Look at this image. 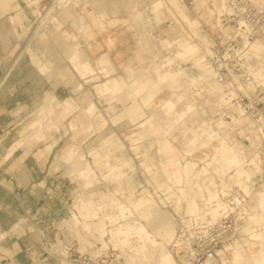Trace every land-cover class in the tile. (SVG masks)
Wrapping results in <instances>:
<instances>
[{
  "label": "crops",
  "instance_id": "crops-1",
  "mask_svg": "<svg viewBox=\"0 0 264 264\" xmlns=\"http://www.w3.org/2000/svg\"><path fill=\"white\" fill-rule=\"evenodd\" d=\"M134 1L0 0V264H64L54 256H49L48 260L42 259L46 255L48 243L52 244V241L60 240L76 249L85 250L95 242V238L90 235L92 231L90 227L98 221L84 220L82 222L85 229L82 232L84 235L80 233V230H75L78 225L71 227L66 223L70 211L75 210L72 206L74 195L66 172V158L71 159L75 174L78 163L88 164L92 168L88 177L83 178L84 186L86 181L90 184L93 177H97L94 167L86 161L87 158L85 159L76 151L77 149L85 152V157L90 158V162L99 168L104 178L118 180L119 188H125L121 181L128 177L127 190L135 186H132L133 182H131L134 178L131 174L128 176L125 168H129L134 174L136 169L132 163L136 162L137 156H134L132 151L142 152L149 161L146 163L144 160L140 163L142 169L150 172L160 167L165 179L164 181L156 180L155 186L157 189L166 187L168 191L178 186L182 197H185L184 211L188 215L199 212L203 205H207L206 196L219 185L214 175L218 174L220 185L226 186L224 177L233 169L226 167L220 171L217 168L221 163H215L214 167L206 164L215 152L217 141L214 142L215 144L197 147L191 154H187L184 150L183 158L186 160L183 161L181 158L182 154L176 141L181 131L189 126L193 127L194 122H197L196 125L200 124L196 119L195 109L191 112L187 110V116L185 115L182 121L175 123L169 130L167 127L175 115H172L169 120L170 114H164L159 110L151 112L143 119L144 107L155 110L159 106L155 99L163 87L147 104L142 98L148 92L151 83L156 80V70L162 71L165 66L157 61L159 47L153 49L151 47L153 44L147 45L141 38V31L145 26H150L151 33L154 28L153 33L156 35L160 33L159 27L162 26L161 30H163V23L155 16H135V10L131 8ZM176 1H181L180 4L177 3L183 8L182 0ZM147 2L148 0H141V2L136 0V6L139 4L141 8L146 6L144 8L146 11ZM206 2L208 0H204L199 6H205ZM219 2L223 4V0ZM171 4L173 5L172 2ZM53 7L55 11L50 12ZM214 9L209 7L208 15H211ZM40 16H51V22L43 28V31L40 29L38 31L35 27ZM182 19L184 20L183 17ZM218 21L219 17L215 22L210 23L212 30H215ZM199 24L195 30L194 28L192 30L196 35H204L208 38L210 36L208 31L205 33L197 31ZM208 40V45L205 43L206 53L210 51L208 47L210 38ZM250 49V55L257 59L256 63L251 64L250 67L255 80H260L262 77L259 76V68L263 67L260 59V53L264 49L263 39L254 42ZM77 51L80 58L87 62L85 71L76 65V60H73V54ZM201 51L199 46V55H204ZM153 66L155 72L151 79V76L145 75L144 70L150 72ZM91 67L95 70V74L87 75L86 79L87 81L93 79L89 83L95 82V90L103 83L112 85L111 87L122 86L127 89L136 80L140 84L147 80L149 87L139 92L134 99L123 96V100L117 95L108 96L109 100L105 97L104 100V97L100 96L96 90V93H92L91 99L86 103L84 102L86 94L82 92V89L88 82L80 74L86 73L87 70L92 72ZM102 67V70L106 72L105 75L101 72ZM141 70L144 72L140 73ZM220 85L223 88L221 83ZM133 87L136 88L137 85ZM222 92L223 89L217 93L216 98H213L218 106L226 102ZM131 93L130 91L129 94ZM164 99L160 100V105ZM39 108L41 113H37ZM89 109L92 111L90 112ZM72 111L79 113L69 124L67 116ZM202 116L204 117L203 114ZM26 121L28 126L25 132L34 135V140L31 142L29 139L27 142L19 139L22 124ZM106 121L107 125H98H103ZM237 122L238 126L234 129H241L240 133H243V128L246 126L240 124L238 118ZM94 124L96 125L93 126ZM140 126L142 130L139 133L129 135L132 142L124 137L110 147L99 146L101 142L96 140L94 135L91 136L95 139L94 141L82 140V137H78L80 139L77 141L68 139V134L74 132H81V134L102 132L110 134V137L115 134L120 137ZM176 130L178 134H173ZM151 133L152 135H165V139L155 142L144 141ZM234 135L233 132L229 144L235 149L239 148L241 155L243 152L246 158L244 143ZM180 140L185 141L186 138ZM207 147L212 148V151L205 150L196 159L186 158L193 156L197 149L204 150ZM147 149H155L156 154L161 158L160 166L152 161L153 158ZM201 163L203 165H200ZM187 169L192 177L188 175ZM253 169L257 170V167H249L250 176ZM197 171H201L200 176L196 175ZM157 173H154L155 179ZM202 175L205 177L203 183L195 181ZM118 187H116L117 190ZM134 189L130 191L131 194L126 203L115 200L112 202L133 208L135 199L139 197H134L136 188ZM187 189H196V192L191 195L186 192ZM144 191L146 193L140 197L152 198L155 205L145 206L144 201H140L143 208L147 207L143 214L141 213L140 220L156 237L162 238L166 232L165 239L170 240L171 237L173 239L176 235V223L173 221L172 213L169 210L160 209L149 189L144 188ZM263 193L261 192L259 197ZM191 201H196L198 204L194 213L188 212ZM168 202L166 199L162 200L165 206ZM181 202L182 199L179 196L177 212L181 211ZM260 210V207L253 209L248 217L250 223L263 222L261 229L251 228L248 222L243 227V231H248V240L242 238L220 250L230 251L231 264H252V262L262 260L264 240L250 239L251 233L264 232V211L261 215ZM149 212L155 215V220H146L145 215ZM35 214H38L40 220L33 218ZM160 214H163L162 218H159ZM26 216L30 218L29 221H22ZM63 242L55 245L56 252L65 253L66 246ZM245 258H247L246 262ZM223 261L226 263L228 260L223 257Z\"/></svg>",
  "mask_w": 264,
  "mask_h": 264
},
{
  "label": "rangeland",
  "instance_id": "rangeland-1",
  "mask_svg": "<svg viewBox=\"0 0 264 264\" xmlns=\"http://www.w3.org/2000/svg\"><path fill=\"white\" fill-rule=\"evenodd\" d=\"M175 1L176 0H174V1L173 0H148V2H147L148 3V6H147L148 9L146 11H144V8H146V6H144L143 8H141L139 6L140 4L137 5V6H135V7H133V9L135 10L134 12L138 11V13H140V15H135V16H146V15L147 16H154L153 9H152L154 7V5L156 4V5H159V6H164V8L166 9V11H168L167 13H169L170 16H168V17H166L165 19L162 20L163 25H166V26H168V28H171V29H175V28L176 29H179L180 28L181 29L180 32L184 36L185 42L186 43H189L191 45H195L198 48V54H199V46H200L201 49H202L201 52L204 54L205 47H207V45H208L207 44V41H209L208 38H210V40L211 39L213 40V39H215L217 37V34H218L217 27L215 28V30H212L210 23L211 22H215L216 21V18H218V16H220L221 13L224 12V13L230 14L233 11L232 8H231V6L228 3V0H223V4L219 2L221 0H210V1L206 2L205 6H203V7H200L199 4L201 2H203L204 0H195L194 3H192V4L189 3L187 0H182V3L184 5L183 6L184 9L181 8L178 5V3L180 4L181 1L180 2L179 1H176L175 2ZM254 1L257 4L264 6V0H254ZM58 2H59V0H58ZM67 2H68V0H67ZM139 2H141V0H139ZM171 2L173 3V5L171 4ZM69 5H71V4H69ZM143 5H145V4H143ZM209 7L210 8H215L214 11H211V15H208V13H207ZM180 9L186 11V13L188 15V16H186V18H188V19H196V20L198 19L199 20V21L197 20L200 23V26L197 28V31L198 32H202L201 30L204 29L205 32L208 31V33H209L210 36L207 38L203 34H201L203 36L196 35L194 33V31L192 30L191 25L187 22V20L183 16L180 15ZM51 11H55V8L53 7L50 10V12ZM42 17L43 16H40V18H39V20H38V22H37V24L35 26V27L38 28V31H39V29H40V31H43V28L46 25L48 26L49 22H51V20H50V17L51 16H44L43 18ZM182 17L184 18V20L182 19ZM166 20H168V21H166ZM208 20H210V22H208ZM198 22H197V25H198ZM150 25H151V23H150ZM143 26H144V23H143ZM146 28L149 29L148 26H145V29ZM159 28H160V33H158V34L160 35V34H162V30H161L162 26L159 27ZM153 32H154V28L152 29V33ZM205 32H203V33H205ZM158 34H156V35H158ZM153 35H155V33H153ZM163 36H167V33L166 32L163 33ZM172 36H174V34ZM141 38L144 40V42L147 41V39H144V37L141 36ZM255 38H261V39H263V43H264V25H263V27L261 29V33L259 35H257ZM150 40H151L150 43L153 44V45H151V47L153 49H154V47H159V50H158L159 51V57H158L157 61H159L160 64H162L163 58H165L167 56H173L177 52V50L179 49L177 43L176 44H173L170 47H168V46H165L164 47L159 42L158 38H151ZM256 41H254V42H256ZM254 42L251 43V46H252V44ZM73 55H74L73 56V60H76V62H77L76 65L79 66L82 70L85 71L86 70L85 69V66H87L86 65L87 62L84 59H81L80 58V55H79L78 51L77 52H74ZM204 55H198V57H186V58H183V59H179V58L176 57L175 60H174V63L171 66L164 67L162 69V71H164L166 73H169V72L174 71V70L175 71H178L181 68H183V69L185 68L184 70H185L186 74L189 76V78L192 77V78L196 79L194 81H197L198 80V83L204 81V83H202V84H210V83H212V80H210L209 78L211 76L210 74L213 73V71H212V69H209V71L203 69L204 65H206L204 63H207V62H204V63L201 62L199 57H201L202 59H204L205 58ZM260 56H261V58L260 57L259 58L261 59L262 66H263V64H264V49L260 53ZM174 57H175V55H174ZM152 59H154V58H152ZM256 60L257 59L255 57H253V59L251 60L252 61V64H255L256 63ZM150 61H152V60L150 59ZM154 66H156V64H154ZM154 66H153V68H152V70L150 72L148 70H144L145 73H146L145 75L146 76H151V79H153V74L155 72ZM91 69H92V67H91ZM102 69H103V67L101 68V72L103 73V75H105L106 72L104 70H102ZM144 71L141 70L140 73L141 72H144ZM261 71H263V75H264V67H260L259 68V73ZM84 73L83 74H80L79 73V74L83 78H85L86 82H88L86 85H84V88L82 89V92H85V94H86L85 101H84L86 103L91 99L92 93L93 94L96 93V90H97L98 94L101 95L102 92L105 90V88H106L107 91H108V89H114L115 92L113 93V95H118V93L120 92V95H121V98H122L121 100H123L124 99L123 96H126L127 98L134 99L139 92H142L143 90H145L146 88L149 87V86H147V87H142L141 88L140 83L138 82V80H136L131 85V87L130 88H127V89H124L122 86H116V87L113 86V87H111L112 85L109 86L107 83H103V84H100L96 88V90H95V87H94L95 82L94 83H89L93 79L91 78L88 81L86 79L87 78V75L90 76L93 73L95 74V70L92 69V72L91 71L88 72V70H87V72L85 74ZM96 77H97V75H96ZM197 77L202 78V79H198ZM97 78H100V77H97ZM260 82L262 84H264V78L263 79H260ZM99 83H101V81H99ZM134 85H137V87L134 88L133 87ZM165 86H167L168 88L165 87ZM165 86H162L163 88L162 87H159L158 88V91L162 88L161 92L158 94V96L155 99V102L157 104H159V106L157 108H155V110H151L149 108L144 107L143 110H144L145 114L143 115V119L146 117V115H150L151 112L161 110V107H160V100L161 99L166 98L161 103V106H162V104L164 103V101L168 100L169 99V96L171 97L172 91H173L172 86L170 84H166ZM248 86L252 90H254V88H255L254 85H253V83H249ZM200 87L198 86L196 88H194V87L193 88H189L188 89L189 90L188 94L191 96V98H192L193 101H202V102L205 103L206 98H209V100H211L210 101L211 102V106H208L207 107L208 108V111H207L208 113L204 117H206L209 120H211V119L214 120L212 124L215 125L216 121H218L219 118L222 117V116H220L222 114H218L216 116H214V114H215V112L220 107H222L221 106L222 104H220L219 107H218V104L217 105L215 104L214 99L212 101V98H214V97L216 98V96H212V92H211V90L209 88L207 89V95H205V96H204V92L202 91V94L203 95H201V96H204V97H200V95H196V92L201 91L200 90ZM212 88H215V86H213ZM101 89H103V91ZM130 91L132 92L131 93L132 95L129 94ZM121 92H123V93H121ZM208 92H209V94H208ZM147 93L148 92H146V95L148 96V100L145 101V102L143 101L145 104H147L148 102H150L154 98V95H149ZM110 95L112 96V94H110ZM183 106L184 105H182V104H178V106H176L175 109L177 108L176 110H178V108H179V110H180V109L183 108ZM175 109H173V110H175ZM211 109H213L212 110L213 112L211 111ZM225 109H228V112H231V110H233L234 108L233 109L232 108L231 109L225 108ZM173 110L171 111L172 113H170V115L168 117H169V120L171 119L172 115H175V117H174V119L172 121H170V123H169V125L167 127L168 128L167 130L171 129V126L173 127V125L175 123H178V122L182 121V118H179V114H178L179 111H173ZM192 110H194V109H189L188 111L191 112ZM221 110H222V108H221ZM91 111L92 110H90V112ZM96 111H98V109H96ZM37 113H41L40 112V108H39V110H38ZM37 113H35V114H37ZM78 113L79 112L72 111L71 113L68 114L67 121H68L69 124H70V121L72 119H75L76 118V116H77ZM194 113L196 115L197 121L200 124L196 125L197 122L196 123L194 122L192 124L193 127H196L197 128V127L202 126L204 129H208L211 124L208 121H205L206 119L202 116V114L200 113V111L197 110V109H195L194 110ZM200 114H201L203 120L201 119V116H199ZM80 115H81V113H80ZM232 117H234V115H232ZM235 117L238 118L240 124L242 123L244 126H246V129L244 128L245 130L243 131V133L245 131H247L249 127L252 126V125L251 126H248L247 125L248 122H246L247 119H245V117H238L236 115H235ZM223 119H225V120H232V119L225 118V117H223ZM27 123H28L27 121H26V123L23 122V124H22L23 126L21 127V132L19 133V139H22L21 141L25 140V142H27L28 141L27 139H29V141L31 142V141L34 140V138H33L34 135H33V133L25 132L26 131V128H27L26 126H28ZM107 123L108 122L106 121V123H104L103 125L102 124L101 125L98 124V125L99 126H105V125H107ZM95 125L96 124H94L93 126H95ZM263 126H264V120H263ZM92 127H90V130H92ZM139 128H137L136 130H134L132 132H129V133L124 134V136H121L120 135V137L117 134H115V136H113V137H110V134H103L102 132H99L98 134L96 132H89V133H84V134H81V132H74V133H69L68 134V139L70 141L71 140L77 141V139L79 140L82 137L81 138L82 140L83 139L84 140L90 139V141H94L95 139L91 138V136L94 135L95 136L94 138H96V140H99L101 142L99 146L105 145L106 147H110L116 141H119L121 139H124V137H126V139L129 140V142H132V140L129 137V135H132L134 133H136V134L139 133V131L142 130V127L140 126ZM161 128H162V126H161ZM241 128H243V127H241ZM235 129L234 128L233 129H230V131H232V132H231V134H230V136L228 138H231L232 137V134L234 132V134H235L234 136L236 138H238L241 142L244 143L243 149H244V152H245V156H250V157H253L254 158V159L253 158L251 159V161L254 160L253 161L254 163H247V164H245L246 169L249 170V167L251 166L249 164H252V166L257 167V170L258 171L256 169H253V172L251 173V176H250L249 171H248L247 172V175H246V179L247 180L244 181V183H242V181L240 180L239 176L237 174H235V169H234V170H231L229 173L226 174V176L224 177V180H225L226 183H229V182H231V180L234 179V180H238V182H240L241 184H243L244 190L247 193H250V198L252 199V201L250 202V213H251L252 209L256 206L257 199L259 198V194L261 192H264V146L261 149V152L260 153L258 152V150H255L254 148H251L250 146L256 147V146H258V144L260 145L261 143L264 145V140H262L261 142L257 143V141H258L257 138L256 139L254 138L255 141L253 139V140H251L250 145H246L245 146L246 141L244 140V136H245V134H248V133H249L248 135H251L250 132H249V130L247 131V133L245 132V134L243 135V133H240V130L241 129H238V130H235ZM175 133H177V130L174 131L173 134H175ZM171 135H170V137H171L170 139L173 138ZM78 137H80V138H78ZM228 138L226 139V137L223 134H219V136H217L216 139L210 140L209 142H208V140H206V142L204 141V142L200 143L198 146H194V147H190V143L191 142L189 140H185L186 143H187V146L185 147V141H181L180 139H182V138H179L176 141L177 142L176 144H177V147H178V149L180 150V152L182 154L181 158L184 161V160H186L185 158H183L184 157V154H183L184 153V150H185V152L187 154H191L192 151L195 148L200 147V146H208V145H211L214 142L216 143V141H217V145L215 146V152L212 155V158L207 161V162H210L209 165H207V166L214 167L215 166V163H221V165L217 169H219L220 171H223L224 168H226V167L229 166L228 165L229 163L226 162L227 159L225 161V157L222 156V157L219 158L218 156H219V151L221 149H223V148H226L227 149V148H229L231 146L229 144V139ZM164 139H165V135H158V134H153L152 135V133H151L147 139H144V141L149 140V141L155 142V141H161V140H164ZM225 141H226V144L224 143ZM231 147H233V146H231ZM205 150L207 152H211L212 151V148L210 149V147H207L204 150L197 149L196 152H194V155L193 156H187L186 158L187 159H194V158L196 159L197 156H201L203 154V151H205ZM76 151H78V153L82 154L85 159L87 158L86 161H88L94 167V169H95V171L97 173V177L96 178L93 177V181L90 184H88L89 182L86 181V184L84 186L83 184H84L85 180L83 178H87L88 177V175L92 172V168L90 167V165L83 163V166H85V165L86 166L83 167V170L84 171H81L82 173H80V172H78V170H79L78 169V166L80 165L78 163V165L76 164L75 172H76V170H77V172L75 174L73 172V165H72L71 159H67L66 158V163H65L66 164V172H67L68 179H69V181L71 183V187H72L71 190H72L73 195H74L72 206H74V208H75V210L73 209L72 211H70L69 215L67 216L66 223L68 225H70L71 227L78 225L76 227V229H75V227H74V229L75 230H78V231L80 230V233L82 235H84L82 232L85 231V229L83 227L84 224L82 225V222L84 220L92 219L96 215V217L94 218L95 221H98L96 224L99 225V226H100V224L101 225L104 224V226H100L101 228L99 226H97V228H96V224H91V227L90 228H91L92 231H91L90 235L92 236V238H95V240H98L99 237H97V236L98 235L103 236L105 234V232H106L105 219L111 220L112 223H115L118 219L124 220V222L121 223V225L122 224L123 225L118 230H117V228L119 226L116 225L112 229V231H111V232H113L115 230L116 233L118 234V236L115 235L113 237V235H112V237H109L107 235L104 238L105 239V243L102 242L103 248H106V246L108 245L107 242H112L113 244L122 246V244L125 243V241H124L125 239H127L126 241H128V237H130L132 235L136 236L135 234H137V232H139V231H137V232H135V231L137 229L139 230V227H140L139 225H141V224H142L141 226L146 229V233H149L152 236L156 237L152 233V231L148 229V227L146 226V224L140 220L141 213L143 214V212L147 208V207H144V208L142 207L143 206L142 202L144 201V203H145L144 205L145 206H154L155 205V201L152 198H149V197H140V195H142L143 193H146V191L143 192V189L144 188H147L154 195V197H155V199L157 201V204L159 205L160 209H162V210H169L172 213V215H173V221L176 223L175 227H176V230H177L178 222H179V218H180L179 216H183L184 214H186V212L184 211L185 210V207H186V201L184 199L185 197L184 196L182 197L181 192L178 190V186H174L171 191H168V188H166V187H164V188H158L157 189V187L155 186L154 183H157L156 180H158V181H164L165 175L162 173L160 167L157 168V169L154 168L153 171L145 172L142 169L141 165H140V163L142 161L146 160V158L143 156V153L142 152L136 153L134 150L132 151L133 152V155L134 156H137L136 162L132 163L133 166L136 169V171L134 172V174H132V172H131V170L129 168H125V171L128 173V176L131 174L132 177L134 178V180H131V182H133V185L132 186H135L134 188H136V191L134 193V197H136V196L138 197L139 196L138 198L135 199V201H136L135 203L136 204L134 203L133 204L134 207L132 208L130 206L123 205L122 203L115 202V201H122V202L126 203L127 200H128V198H129V196H130V194H131V192H132L131 190H135L134 188H131L130 190H127V188H128V186H127L128 185L127 178L128 177L127 178L125 177L121 181V184L125 188L124 189L123 188H119L118 186H120V183H119L118 180H113L112 178H104L103 175H101L99 168H97L93 164V162H90V160H89L90 158L89 157H85L86 154H85L84 151L78 150V149ZM143 151H146V150H143ZM147 151H148V153H150V156H152V158H153L152 161H154L157 165H159V161H160L161 158L156 154L155 149H150V150L147 149ZM258 153L260 155H258ZM216 154L218 156H216ZM242 155H243V152H242ZM90 157H92V155H90ZM255 161H257V162L260 161V164H257V163L255 164ZM145 162L146 163H149L148 159ZM206 164H208V163H206ZM200 165H203V163H201ZM228 168H230V167H228ZM258 168H260V169H258ZM103 171H105V173H107L106 170H103ZM155 172H158L157 175H156L157 176L156 179L154 178V173ZM258 172H263V173H261L260 175L257 176V180H256L257 183L254 186L252 184V182H253V176H255L256 174H258ZM187 173H188V175H190L188 169H187ZM200 174H201V171H197L196 172V175L197 176H200ZM214 177H215V179H218L219 176H218V174H216V175H214ZM204 178L205 177L202 175L200 177V179H196L195 181H200L201 183H203L204 182ZM248 178H249V180H248ZM229 179H231V180L229 181ZM218 182H219V180H218ZM246 183H247V185H246ZM139 184H141L142 186L141 185L139 186ZM248 185H250V186H248ZM116 187H118V190L116 189ZM186 192H188L191 195H193L196 192V189H194V190L187 189ZM210 194H216L217 195L218 194V188L213 189V191H211ZM179 196L182 199L181 209H180L181 211L180 212H177L176 211L178 209L177 200H178ZM201 196H202V192H201ZM208 196H209V193L206 196V198ZM91 197L94 198V200ZM164 199H166V200L169 201L167 203L168 205H166V206L164 205V203H162V200H164ZM78 200H80V202L82 203L81 205H80V203H79ZM112 200H115V201L112 202ZM138 201L139 202L142 201V202H140V204H139ZM194 202H196V201H194ZM194 202L193 201L189 202V207H188V212L189 213H191V212L194 213L196 211V208H197L198 204H197V202H196V204ZM192 204H194L193 206H195V208L192 207ZM202 207H204V205ZM123 208H127L128 209V210L126 209V214H123L121 212V209H123ZM262 211H264V210H262ZM95 212H97V213L95 214ZM121 213H122V215H121ZM74 214L77 216V219L74 217ZM135 215H136V217H135ZM123 216H124V218H123ZM165 216H167V215L165 214ZM162 217H163V214H160L159 215V218H162ZM145 218H146V220H155L156 219L155 215L152 214V212H149L148 214H146L145 215ZM29 219L30 218L26 216V217H24L22 219V221H24V222L26 221L27 222V221H29ZM74 220H76V221H74ZM50 221H52V220H50ZM249 221L250 220H249V217H248L244 221H242V222H240L238 224V230L232 236L231 240L228 241L227 243H225V246L226 245H231V244L235 243V241L241 240L242 238L248 240L247 239L249 237L248 231L247 232L246 231H243V227ZM48 222L49 221H47V223ZM63 222H65V221H63ZM58 224L60 225V223H58ZM127 225L129 226V229H130L131 226L132 227L129 230V232L126 233V230L128 229V226ZM250 225H251V228H253V229H259L260 230L261 229V226L263 225V222H254L253 221L252 223H250ZM125 226L127 227L126 230L124 229ZM132 228H134V229H132ZM98 229H99V231H98ZM100 229H102V230H100ZM164 230L165 231H168L169 229H164ZM115 231L113 233H115ZM120 231H122V232L120 233ZM103 232H104V234H103ZM73 233H75V232H73ZM123 233L124 234L126 233L128 236L125 234L126 235V237H125V235ZM254 233H256V232H254ZM254 233H251L250 236L253 235ZM165 235H166V232L164 233V236L162 238H158V237H156V238H158L159 240H161V241L164 242L165 247L174 255V257H175V259L177 261V264H181L180 263V260L182 259V256H181L182 253L180 255H177V256L175 255V253L172 250L171 246L168 245L171 242L172 237H171L170 240L169 239H165ZM139 236H140V234L138 233V235L136 236V239H138ZM261 236H262V238H261L260 241L264 240V233L263 232L261 233ZM118 237H120V238H118ZM108 238H109V240H108ZM114 238L115 239L117 238L119 241L117 239L115 240ZM140 238H141V236H140ZM120 239H122V240H120ZM136 239H135V242L136 243H129V242H127V243H129V246L128 247H130V245H133L134 247L137 246V241H139V239L138 240H136ZM140 241H141V239H140ZM52 243L53 244H52V249L51 250H55V247H56L55 245L58 244V242L55 243L54 241H52ZM123 245H126L127 246L128 244L125 243ZM131 248H133V247L131 246ZM220 253L223 254L222 257H224L226 260H228L226 262V264H231L230 263V260H231L230 251L229 250H227L225 252L220 251ZM134 262H135V264H139V261H134ZM143 263L144 264H148L150 262H147V261L141 262L140 261V264H143ZM150 264H152V263H150Z\"/></svg>",
  "mask_w": 264,
  "mask_h": 264
},
{
  "label": "built area",
  "instance_id": "built-area-1",
  "mask_svg": "<svg viewBox=\"0 0 264 264\" xmlns=\"http://www.w3.org/2000/svg\"><path fill=\"white\" fill-rule=\"evenodd\" d=\"M187 1L192 4L195 0ZM228 3L233 11L230 14L223 12L218 16L217 37L210 40V51L207 53L204 51V61L214 72L215 80L223 85V96L226 101L213 114L214 116L222 114L220 115L222 118L229 119H232V115L245 117L247 125H252L248 128L250 134L257 138L259 143L264 140V84L260 80H255L253 72L249 70L253 59L250 55L251 42L261 33L264 25V6L254 0H228ZM201 31L205 32L204 29ZM249 83H253L254 90L249 88ZM225 108L234 109L228 112ZM244 140L245 146L250 145L251 140L248 137L244 136ZM263 146L261 143L256 147H250L260 153ZM251 158L246 156L247 163L251 162ZM261 173L263 172L253 176L254 186L257 183V176ZM220 183L219 180L218 196L226 205L219 210L218 217H213L209 204L197 213L179 216L176 235L169 246L176 256L182 253L181 264H203L205 261H210L211 264H226L220 250L225 248V243L236 233L238 224L248 218L252 199L238 180L233 179L226 183V186ZM33 218L40 220L38 214ZM123 222L122 219L115 223L105 219L106 232L103 237L107 235L112 237V228L116 225L120 227ZM97 237L98 240L85 250L76 249L60 240L56 241L55 243L65 244V253L51 250L53 243H48L46 255L42 259L48 260L49 256H54L64 264H135L131 258L133 252L130 247L107 242L108 245L103 248L101 236ZM133 238L131 236L130 240L134 241Z\"/></svg>",
  "mask_w": 264,
  "mask_h": 264
},
{
  "label": "bare ground",
  "instance_id": "bare-ground-1",
  "mask_svg": "<svg viewBox=\"0 0 264 264\" xmlns=\"http://www.w3.org/2000/svg\"><path fill=\"white\" fill-rule=\"evenodd\" d=\"M135 6H136V0L131 4V8H133ZM152 9H153L154 16L156 18H158L161 21V23H163L162 22L163 19H165L166 17L170 16L169 13H167L168 11H166L164 6H159V5L155 4ZM135 15H140V14L135 12ZM180 15L183 16L187 20V22L191 25L192 28L195 29L198 26L197 25L198 21L196 19H188V18H186V16H188V15H187L185 10L180 9ZM198 24H199V22H198ZM148 28L149 29H147V28L145 29L144 28L141 31V36L144 37V39H147V41H145V43L147 45H151L150 44V41H151L150 39L151 38H158L159 42L164 47L165 46L170 47V46H172L173 44H176V43L178 44V48L179 49L174 54L175 57L173 55V56H167V57L163 58L162 66H165V67L171 66L174 63V60H175L176 57L179 58V59H183V58H186V57H198V55H199L198 54V48L195 45H191V44L185 42V38L182 35V33L180 32L181 31L180 28L175 30V29L168 28V26H166V25H163L162 34H160V35L159 34L158 35H153L151 33V31H150L151 27L148 26ZM165 32L167 33V36H163V33H165ZM173 34H174V36H172ZM259 39H261V38H255L252 42H254L256 40H259ZM199 58H200L201 62H203V63L205 62L204 61L205 58L204 59H202L201 57H199ZM204 64H206V65H204L203 69L209 71V69H211L209 67V64H207V63H204ZM263 67H264V64H263ZM249 71L252 72V69H250ZM210 75L211 76H210L209 79L212 80V83H210V84H202V83H204V81L198 83V80L194 81L196 79H194L192 77L189 78V76L186 74V72H185V70L183 68L179 69L178 71H171L169 73H166L164 71H161L160 69H157L156 70V80L151 83V86L149 87V91H148L147 94L155 95L158 92V88L159 87L165 86L166 84H170L172 86V88H173L172 95H171V97L169 96L168 100L164 101L162 106L160 105L161 111H163L164 114L168 115V114L172 113L171 111L173 109H175V107L178 106V104H182V105H184L182 109L179 110V108H178V110H176L177 109L176 108L175 110H173V111H179L178 112L179 118H183L186 115V111L189 110V109H197V110L200 111L201 114L206 116V114L208 113L207 112L208 111L207 107L211 106V102H210L211 100H209V98H206L205 103L202 102V101H193L191 96L188 94V92H189L188 89L189 88H193V87L196 88L198 86L199 87L201 86L200 87L201 91L196 92L197 95H200V97H204L205 95H207V89L209 88L211 90V92H212V96H216L217 93H220L223 88L220 85V83L215 80L214 72L211 73ZM259 76L262 77V79L264 78L263 77L264 76L263 75V71H261L259 73ZM198 79H202V78H198ZM140 85H141V88L142 87H147V86H149V83L146 80V81L142 82V84H140ZM213 86H215V88H212ZM102 91H103V89H102ZM202 91L204 92V96H201V95H203ZM114 92L115 91L113 89L108 90V91L104 90L100 96L104 97V100H105V97H108L110 94L113 95ZM121 93H123V92H121ZM208 94H209V92H208ZM117 96H119V98L122 99L121 95H120V92H119V94ZM109 97H108V100H109ZM142 100L144 102L147 101L148 100V96L145 94L143 96ZM212 101H213V98H212ZM212 110L213 109H211V111ZM238 117H242V116H238ZM205 119H206L205 121H208L211 124L208 129H204L202 126L197 127V128L189 126L187 129L181 131L179 134L177 133L178 134V138H186V140H189L191 142L190 143V147H194V146H198L200 143H202L204 141L206 142V140H208V142H209L210 140L216 139V137L219 136V134H223L226 137V139H227L230 136L231 132H232V131H230V129H233L235 127L237 128V126H238L237 118L235 117V115H234V117H232V120H225L222 117H220L219 120L216 121L215 125L212 124L214 120H212V119L209 120L206 117H205ZM245 129L243 128V131ZM247 131H245V132L247 133ZM245 132L243 134H245ZM248 134H245V136L248 137L250 140H253L254 139L253 135H248ZM228 139H230V138H228ZM226 141L224 142L225 144H226ZM169 150H170V148H169ZM166 151L168 152V150H166ZM216 156H218V155L216 154ZM222 156L225 157V161L227 159L226 162L229 163L228 164L229 165L228 167H230L229 169L230 170L231 169H233V170L235 169V174H237L239 176L240 180L242 181V183H244V181L247 180L246 179V175H247L248 170L245 167V164H247V162H246L247 159L244 156L241 155V153L239 152V148L235 149L234 147H231V146L229 148H227V149L223 148V149H221L219 151V156L218 157L220 158ZM253 161H251L250 163H254ZM207 163H208L207 165H209L210 162H207ZM256 163L260 164V162L255 161V164ZM79 164L80 165L78 166V169H79L78 172L82 173L81 171H84L83 167H85L86 165L83 166V163H79ZM258 169H260V168H258ZM76 172H77V170H76ZM248 180H249V178H248ZM246 185H247V183H246ZM248 186H250V185H248ZM80 200H78V201H79V203L81 205L82 203L80 202ZM206 203L210 205L211 213H212L213 217H218L220 215V211L219 210L224 208L225 205H226V203H224V201L219 198L218 194L217 195L216 194H209V196L206 198ZM193 205L194 204H192V207L195 208V206H193ZM263 206H264V193L261 195V197H259V199H258V201L256 203V206L253 209L255 210L257 207H260L261 208L260 211H261V215H262ZM126 209L127 208L121 209V212L123 214H126ZM96 213L97 212H95V214ZM122 213H121V215H122ZM75 214H74V217L77 219V216ZM95 217H96V215H95ZM94 218H92V219H94ZM123 218H124V216H123ZM74 221H76V220H74ZM122 225H120V227ZM141 225H139L140 226L139 230L137 229L135 231V232L139 231L135 235L137 236L138 233H139L141 238L139 236L138 239L140 238L141 241L139 239V241H137V246H135V247L133 245H130V249L133 252V254H131V258L133 259V261H139V264H140V261L141 262L147 261V262H150L152 264H177V261L175 260L173 254L165 247L164 242L159 240V239H157V238H155L151 234L146 233V229L144 227H142ZM97 226H99V225H97ZM97 226H96V228H97ZM100 226H104V224L103 225L100 224ZM120 227H118L117 230ZM131 227H130V229H131ZM126 228L127 227L125 226L124 229L126 230ZM130 229H129V226H128V229H127L128 231L126 230V233L129 232ZM132 229H134V228H132ZM100 230H102V229H100ZM98 231H99V229H98ZM113 232H112L113 237L115 235L118 236L116 231H115L116 234L113 233ZM121 232L122 231H120V233ZM103 234H104V232H103ZM126 235H125V237H126ZM103 236H101V240H102V242L105 243V239H104ZM136 236L132 235V237H134L133 238L134 241L130 240L131 236L128 237V241H126L127 239L124 240L125 243L128 244L127 246H129V243H136L135 242ZM260 236H261V233H257L256 232V233H254L253 235L250 236L251 237L250 239L260 241L261 238H262V236L261 237ZM118 238H120V237H118ZM138 239H136V240H138ZM120 240H122V239H120ZM127 242H129V243H127ZM125 243H123V244H125ZM123 244H122V246H126V245H123ZM131 246L133 248H131ZM261 256H262V260H260L258 262H255V263L252 262V264H264V253L263 252H261ZM246 259L247 258H245V262H246ZM150 263H148V264H150ZM207 263L211 264L210 261H205L203 264H207ZM249 263H251V262H249Z\"/></svg>",
  "mask_w": 264,
  "mask_h": 264
}]
</instances>
